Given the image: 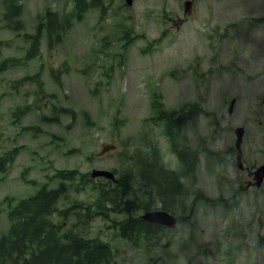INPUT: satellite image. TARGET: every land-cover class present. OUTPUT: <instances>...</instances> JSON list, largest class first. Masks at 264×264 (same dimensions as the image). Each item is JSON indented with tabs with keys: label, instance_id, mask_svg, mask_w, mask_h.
<instances>
[{
	"label": "rangeland",
	"instance_id": "rangeland-1",
	"mask_svg": "<svg viewBox=\"0 0 264 264\" xmlns=\"http://www.w3.org/2000/svg\"><path fill=\"white\" fill-rule=\"evenodd\" d=\"M101 1L102 8L73 19L55 47L44 38L38 56L24 61L42 14L51 10L62 21L74 3L19 1V31L8 27L0 0V64L20 60L0 70V156L18 150L0 171V235L21 199L62 185L54 221L110 244L115 264H264V187L256 201L239 191L233 154L235 130L243 127L244 162H264V71L256 62L264 0ZM239 68L251 75L242 77ZM160 113L172 114L180 128L185 157L198 159L194 174L174 152ZM149 152L182 175L187 194L172 206L176 225L137 241L114 226L145 210L81 225L83 207L122 181L132 158ZM62 170L76 171L73 181L57 178ZM97 171L114 178L94 177ZM140 189L143 196L145 182Z\"/></svg>",
	"mask_w": 264,
	"mask_h": 264
},
{
	"label": "trees",
	"instance_id": "trees-1",
	"mask_svg": "<svg viewBox=\"0 0 264 264\" xmlns=\"http://www.w3.org/2000/svg\"><path fill=\"white\" fill-rule=\"evenodd\" d=\"M19 1L21 0H4V4L5 18L11 21L8 27L20 31L24 25L22 26L21 21L23 9ZM72 1L73 12L62 21H59L57 14L51 10L45 12L37 34L30 36L31 48L28 49L25 60H32L38 56L44 38L48 48L55 47L73 19L81 20L89 8L103 6L101 0ZM15 61L18 60L6 59L0 64V70H4L8 65H14ZM160 118L165 121L167 133L174 145L177 132L172 114L166 118L162 114ZM17 152L18 150L12 149L0 156V171H7L15 162ZM197 160L196 157L185 160L189 173L194 171ZM130 162V168L120 177L122 181L112 188H102L99 196L83 207L78 214V222L81 225H88L96 217L108 219L110 212L148 211L153 207L150 201L154 200L160 201L163 210L172 213L174 202L179 201V198L187 193L180 181L181 176L162 168L155 152H149L145 160L136 156ZM75 173L73 170H62L56 177L73 181ZM143 182L146 183L148 190L140 196L136 191H141ZM64 191L62 185L54 189L42 187L33 196L20 200L10 211V228L0 236V264H115L114 251L110 244L97 237H85L73 230L64 231L62 224L54 221L53 217L59 213L58 203ZM114 228L119 230L122 238L130 241L154 238L164 229L143 220L141 216L119 222Z\"/></svg>",
	"mask_w": 264,
	"mask_h": 264
},
{
	"label": "flooded vegetation",
	"instance_id": "flooded-vegetation-1",
	"mask_svg": "<svg viewBox=\"0 0 264 264\" xmlns=\"http://www.w3.org/2000/svg\"><path fill=\"white\" fill-rule=\"evenodd\" d=\"M257 56L259 57V60L256 61L257 63H260L259 67L262 69V71H264V41L262 43V45L260 46V48H258L257 51ZM249 60L245 59L244 63L248 66L249 65ZM236 66L238 67V64L236 63ZM240 69V68H239ZM239 74H242V77H245V74L247 75H251V73L249 72H243L242 69L239 70ZM237 75H234V77H236ZM244 143V139L242 141V145ZM241 145V146H242ZM233 148H231L232 150ZM233 154L235 153V159L236 162H238L237 164V168L239 169V171L241 172L242 178L240 179L239 182V188L241 191L243 188V193H246L248 191H250L251 198H254V201H256L257 198L260 197V195L258 194L259 189H261L262 187H264V178L262 180V182L260 184H258V174H257V168L261 165L264 164V162L259 165V166H248L243 159V152H242V147L241 149H233ZM232 154V153H231Z\"/></svg>",
	"mask_w": 264,
	"mask_h": 264
},
{
	"label": "water",
	"instance_id": "water-1",
	"mask_svg": "<svg viewBox=\"0 0 264 264\" xmlns=\"http://www.w3.org/2000/svg\"><path fill=\"white\" fill-rule=\"evenodd\" d=\"M126 2L131 5L132 4V0H126ZM186 7L187 9L189 8V2L186 3ZM232 105L233 102L230 105V109L229 112H231L232 110ZM236 135H237V142H236V146H240V143L242 141V137L244 135V129L243 128H238L236 131ZM258 173H260V180L262 179V177L264 176V165L261 166L258 169ZM93 176H104L107 178H113V174L107 171H97L93 173ZM144 218L146 220H148L150 223H154V224H158V225H162V226H167V227H171L174 226L176 224V218L165 211H154V212H150L147 213L146 215H144Z\"/></svg>",
	"mask_w": 264,
	"mask_h": 264
}]
</instances>
